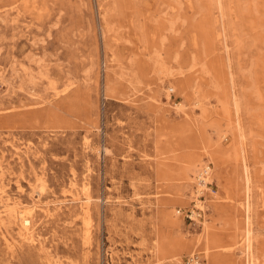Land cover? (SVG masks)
I'll use <instances>...</instances> for the list:
<instances>
[{
  "label": "rangeland",
  "instance_id": "obj_1",
  "mask_svg": "<svg viewBox=\"0 0 264 264\" xmlns=\"http://www.w3.org/2000/svg\"><path fill=\"white\" fill-rule=\"evenodd\" d=\"M0 164V264H264V0H0Z\"/></svg>",
  "mask_w": 264,
  "mask_h": 264
},
{
  "label": "bare ground",
  "instance_id": "obj_2",
  "mask_svg": "<svg viewBox=\"0 0 264 264\" xmlns=\"http://www.w3.org/2000/svg\"><path fill=\"white\" fill-rule=\"evenodd\" d=\"M23 155H25V153ZM196 171H197V182H196L197 190H196V193L201 195L202 193L209 191V185L213 182V178H214L215 174H214V170L209 166V164H207L204 161H200L198 166H196ZM5 174H6V168L4 167L3 164H0V178H2ZM67 195L70 197L71 203L80 204L81 209L84 212V214H86V216L89 214L93 198L88 193L87 185H85L83 188V191H81L78 183L73 182L70 184L69 189L67 190ZM37 196H38L37 199H35L33 197L32 202L30 204H28V203H25V202H22L20 200H16V199L12 198L8 194V192L6 191L5 187L0 188V207L4 208V210L6 212L5 217L3 216L0 218H4L5 222L6 221H9V222L16 221V222L20 223L21 224V231L19 233V237L21 238L22 241H25V242H28L31 244L40 243L39 235L35 232V229H34L36 214L39 211H41L45 215V217L49 218L52 216L53 210L57 209L56 207H58L57 206L58 202L52 203V205H54V208L51 207L50 203H44L43 204V202L41 201V197L43 196V191L38 192ZM201 201H199V198L196 199L197 206L199 208H201L202 211L203 210L206 211V206H204L203 202H201ZM59 204H61V203H59ZM247 210H248V208H247ZM1 212H3V211H1ZM194 219L199 221V213H197L196 211L194 212ZM199 222H201L203 224L204 231L206 232L207 231L206 223H204V221H199ZM2 234L4 236V239H5V242L7 243V245H11L14 241H16L10 231H3ZM214 243L216 245L218 243L217 240H215ZM201 246L203 247V250H204L206 256H208V260H209V257H211L210 254H211V250L213 248V245L210 242L209 237H207V236H205L203 239L199 238L196 241L190 240L189 243L186 242L184 244H181L180 249L185 248V249H187V252H192L191 254H193ZM183 254L181 253V255H183ZM246 255H247V253H246ZM174 258H175V256H174ZM176 264H181V261L178 260L176 262Z\"/></svg>",
  "mask_w": 264,
  "mask_h": 264
},
{
  "label": "built area",
  "instance_id": "obj_3",
  "mask_svg": "<svg viewBox=\"0 0 264 264\" xmlns=\"http://www.w3.org/2000/svg\"><path fill=\"white\" fill-rule=\"evenodd\" d=\"M185 264H202V260L198 255L191 256Z\"/></svg>",
  "mask_w": 264,
  "mask_h": 264
}]
</instances>
